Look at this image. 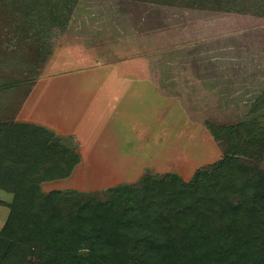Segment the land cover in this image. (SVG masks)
Returning a JSON list of instances; mask_svg holds the SVG:
<instances>
[{"label": "rangeland", "instance_id": "1", "mask_svg": "<svg viewBox=\"0 0 264 264\" xmlns=\"http://www.w3.org/2000/svg\"><path fill=\"white\" fill-rule=\"evenodd\" d=\"M69 1L74 6L64 23L61 11ZM13 5L0 0V133L17 122L47 126L56 132L53 142L69 151L60 156L69 163L79 158L68 176L43 182L45 191L71 188L105 201L146 175L177 172L188 180L222 154L208 122L264 121L260 5L246 12L163 0H18L27 12ZM68 48L79 56L62 64L54 56ZM89 67L99 70L91 77L82 72ZM108 71L118 79L106 77ZM52 78L57 86L97 90L100 101L75 103L66 92L49 115L43 112L49 123L39 121L26 99L32 92L47 95L41 86ZM252 160L264 176V152ZM0 199L1 228L14 193L0 188ZM36 261L37 255L23 253L4 263Z\"/></svg>", "mask_w": 264, "mask_h": 264}, {"label": "trees", "instance_id": "2", "mask_svg": "<svg viewBox=\"0 0 264 264\" xmlns=\"http://www.w3.org/2000/svg\"><path fill=\"white\" fill-rule=\"evenodd\" d=\"M163 2L238 12L260 5L264 14V0ZM73 6L63 7L64 23ZM207 124L222 149L219 159L188 180L177 172L146 175L103 201L71 188L43 190V182L68 176L79 158L60 156L69 151L53 142V129L15 123L0 133V188L14 193L0 228V262L24 253L37 255L35 264H264V176L252 166L264 152V121Z\"/></svg>", "mask_w": 264, "mask_h": 264}, {"label": "crops", "instance_id": "3", "mask_svg": "<svg viewBox=\"0 0 264 264\" xmlns=\"http://www.w3.org/2000/svg\"><path fill=\"white\" fill-rule=\"evenodd\" d=\"M2 30H5L6 31V29H4V28H1ZM7 32H5V34H6ZM8 35H9V33H7ZM6 37H7V35H6ZM73 38V37H72ZM59 51V50H58ZM56 52H57V50L56 51H54V53H53V55H52V57L54 56V54H56ZM60 53H61V50L59 51ZM72 52L70 51V49L68 48V49H63V52H62V54L60 55H56V56H54V57H57V59H58V61H61V63L62 64H64V63H68V61H71V60H75V59H77L78 58V56H79V54H75V53H73V54H71ZM73 55V56H72ZM77 55V56H76ZM83 58H84V56H83ZM85 59V58H84ZM79 60V59H78ZM86 60V59H85ZM84 61V60H83ZM82 61V62H83ZM73 62V61H72ZM71 63V62H70ZM53 65V67H54V64H52ZM55 66H57V65H55ZM91 66H93L92 64H91ZM93 67H96V66H93ZM93 67H89V68H86V70H82V72L83 73H85L86 75H89V76H93V74H91V73H89L91 70H99L98 68H93ZM99 68H102V69H104L103 67H99ZM87 71V72H86ZM50 72L52 73V69H49L48 71H47V74L49 75L50 74ZM119 72V71H118ZM95 73H96V71H95ZM94 73V74H95ZM124 73V75H125V77H126V79H130V71H124L123 72ZM106 74V77H110V78H115V79H118V76L116 75V72L115 73H109V71L108 72H106L105 73ZM115 74V75H114ZM47 75V76H48ZM50 76V75H49ZM48 76V77H49ZM68 84L67 85H64L63 83H60V82H58V86H57V81L56 80H54V78H52V79H49V81H48V84H44L43 86H41V87H45L46 88V91L48 92V94L47 95H42L41 94V92H40V96L39 97H41V98H39L38 97V93L36 92V93H34V92H32V93H30V95L28 96V98L26 99V101L28 102V103H32V104H30L31 106H34L33 108L35 109L34 110V112H33V115L35 116V117H37L38 119H39V121H42V122H46V123H49L48 121V119H47V116L46 115H49V114H47L46 113V111H48L49 110V108H51L53 105V102L55 103V107H57L56 106V101H57V103H60L61 101L60 100H65V99H63L62 98V96L64 95V93H68L69 95H70V98L68 99V100H71V101H75V103L78 101V100H81V101H84V102H90L91 100H95V101H100L99 100V97H97V96H93V95H95V94H97L98 92H96L97 90H95V91H91V89L92 88H89L88 86H81L79 89H73L72 88V86H71V84L69 83V82H67ZM37 85V84H36ZM35 88H36V86H35ZM101 89V88H100ZM59 90H61L62 92L61 93H58V92H60ZM86 92V93H85ZM72 94H74L75 95V98H73V99H71L72 97H71V95ZM76 95H78V97H76ZM84 95V96H83ZM84 97H86V98H84ZM84 102H82V104L83 105H85V103ZM92 103H94V102H92ZM91 103V104H92ZM91 104H88V105H86L87 107H89ZM59 105V104H58ZM91 106H93V104L91 105ZM103 107V106H102ZM104 107H107V106H104ZM103 107V108H104ZM105 109V108H104ZM55 110H58V109H55ZM38 111H40V114L38 113ZM43 112H45L46 113V115L43 113ZM55 115H56V113H55ZM82 116H84V115H82Z\"/></svg>", "mask_w": 264, "mask_h": 264}]
</instances>
